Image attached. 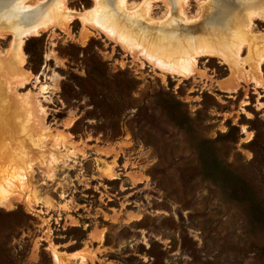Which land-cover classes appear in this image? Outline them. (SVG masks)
<instances>
[{"label": "rangeland", "instance_id": "obj_1", "mask_svg": "<svg viewBox=\"0 0 264 264\" xmlns=\"http://www.w3.org/2000/svg\"><path fill=\"white\" fill-rule=\"evenodd\" d=\"M58 1L0 0V9L14 17ZM252 1L128 0L122 12L140 11L141 23L125 35L113 28L125 44L103 33L100 19L81 20L99 8L93 0L66 1L58 12L71 16L66 25L25 36L20 50L22 31L0 25V197L8 198L0 264H264V60L232 78L221 60L201 55L177 76L134 37L164 28L163 47L187 58L202 31L179 27L215 13L232 16L239 32L253 24L264 33L253 16L264 6ZM228 122L236 139L222 135Z\"/></svg>", "mask_w": 264, "mask_h": 264}, {"label": "bare ground", "instance_id": "obj_2", "mask_svg": "<svg viewBox=\"0 0 264 264\" xmlns=\"http://www.w3.org/2000/svg\"><path fill=\"white\" fill-rule=\"evenodd\" d=\"M66 1L68 0L58 1L57 6L52 9H49V6L47 5L28 4L25 5V9H27V11L22 12L21 15L14 17L7 16V14L9 13L7 8L0 9V25L10 27L15 31H22V33H20V35L18 36V48L20 50L21 44L25 36H28L30 34H37L40 29L45 28L48 25L58 24L63 27L66 25L67 21H69L71 16L66 18L63 17L60 13H58L59 11H61L60 9L66 8ZM127 1L128 0H115V2L117 3V5H115L112 2V0H93L94 3L93 7H99L100 9L95 8L94 10L93 9L91 10L90 8L88 9V11L89 10L91 11L87 12L86 14L81 13L79 14V17L83 22L88 21L89 17L100 19L99 20L100 25L102 24L105 25L103 27H100L101 31L109 35L111 38H117V40L121 44H125L124 42L127 40L122 39L121 35L118 34L116 35L114 33L113 28L121 27L120 31L122 34H124V29L127 28L126 25H128L130 22L132 24V29L136 25H139L141 23L140 11H136L134 14L129 15V19L127 18V15H125L122 12L123 11L122 9H124L127 6ZM178 1L179 0H166V1L163 0L167 8H169V6L175 7ZM182 2H183L182 3L183 6H185L184 4L187 3V0H182ZM140 3L143 4V1ZM140 3L138 5H140ZM252 4L255 7L258 6L263 7L264 0H253ZM144 6L145 9H143V13L149 14V8H150L149 2H147ZM183 10L184 7H182L181 9V15L183 13ZM253 16H255L256 18H260L264 21V11L262 9L261 12H256V15ZM253 16H251V19H253ZM92 20L93 21H91V23H94L95 22L94 19ZM233 20L234 19L232 16L230 18L228 15L227 16L221 14L216 15L215 13L214 15H210L209 18H207L206 22H198L192 28L187 29L186 26L179 27V29H181L183 32L185 31L186 33H188V31H191L192 29L202 31V34L197 35L196 37L192 38L190 41L193 44V42L197 39L198 46H200V48L197 51H195L193 55L191 54L190 57L188 56L187 58L183 56L184 51L183 53L180 54L179 50L174 51L172 48H169V44L168 46L163 47V44H165L164 41L166 36V32L164 28H162V30L155 29V31L148 30L146 33L144 31L142 35H134V37L146 43V45H148L147 48L149 49V51L154 53L159 58L157 59L152 56L146 55L149 58V60L153 61L155 66H157L158 68H160L165 72H168L169 74H173L177 76H187L193 71L192 68L196 61V57L201 55H208V56H214L219 60H221L224 64H226L230 70V75H232V78H235L236 75L239 78H243L244 75L246 74L245 72L244 74L241 73L240 68H242L244 63L253 66V68L254 66H256V70H257V67H259L260 63L264 60V33L259 31H258L259 33L251 32L253 24H250L249 26L244 28L243 32L242 31L239 32L238 31L239 28L237 29V27L236 28L232 27ZM95 23L98 24V22ZM210 31H217V32L227 31V34L226 35L222 34L219 37L214 38V37H209L208 35L205 34V32H207L208 34ZM169 40H171V37H169ZM157 41L160 43L163 42L161 46L158 47L156 46ZM242 45L243 47L246 46L247 49V54L244 58L240 57L239 55ZM180 50H182V48H180ZM254 58L256 59L255 61H253ZM20 60L21 62L24 61V58L21 54H20ZM179 61L182 62L178 64ZM3 62H5L4 69L6 72L10 73L16 70V64H15L16 61L14 58H10V56L8 55L7 59ZM175 63L178 64V66H176ZM26 105L27 104H25V106ZM45 138H46V134L44 139ZM24 179L25 177L23 175L19 176L18 178L19 186L20 183L22 184L24 182ZM22 185H24V183ZM7 199L8 198L5 196L0 197V204L6 203ZM10 204L8 205L10 206ZM74 254H76V252L70 253L71 256ZM59 257L60 256L55 255L54 258L59 259Z\"/></svg>", "mask_w": 264, "mask_h": 264}, {"label": "trees", "instance_id": "obj_3", "mask_svg": "<svg viewBox=\"0 0 264 264\" xmlns=\"http://www.w3.org/2000/svg\"><path fill=\"white\" fill-rule=\"evenodd\" d=\"M34 38H30L26 40V44H28V42ZM36 73L38 72V70L35 71ZM228 131L226 133H223V137H232L234 139H236V133L238 132V127L235 125H232L231 122H228ZM261 137L259 134L255 133L253 139L251 140V145H252V152H253V158L255 160H258V151L259 148L261 147Z\"/></svg>", "mask_w": 264, "mask_h": 264}, {"label": "crops", "instance_id": "obj_4", "mask_svg": "<svg viewBox=\"0 0 264 264\" xmlns=\"http://www.w3.org/2000/svg\"><path fill=\"white\" fill-rule=\"evenodd\" d=\"M73 253H75V252H73Z\"/></svg>", "mask_w": 264, "mask_h": 264}]
</instances>
